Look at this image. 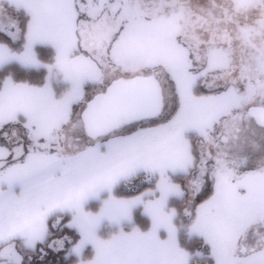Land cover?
I'll return each instance as SVG.
<instances>
[{"label":"snow or ice","instance_id":"1","mask_svg":"<svg viewBox=\"0 0 264 264\" xmlns=\"http://www.w3.org/2000/svg\"><path fill=\"white\" fill-rule=\"evenodd\" d=\"M166 11L0 0V264H264V88Z\"/></svg>","mask_w":264,"mask_h":264},{"label":"rangeland","instance_id":"2","mask_svg":"<svg viewBox=\"0 0 264 264\" xmlns=\"http://www.w3.org/2000/svg\"><path fill=\"white\" fill-rule=\"evenodd\" d=\"M164 12L149 47L175 59L188 52L228 81H255L264 88V0H159ZM178 17V18H177ZM186 46V47H183Z\"/></svg>","mask_w":264,"mask_h":264}]
</instances>
